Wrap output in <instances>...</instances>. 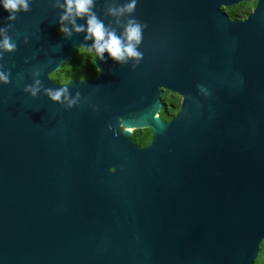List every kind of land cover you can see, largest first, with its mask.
I'll use <instances>...</instances> for the list:
<instances>
[{
    "label": "water",
    "instance_id": "water-1",
    "mask_svg": "<svg viewBox=\"0 0 264 264\" xmlns=\"http://www.w3.org/2000/svg\"><path fill=\"white\" fill-rule=\"evenodd\" d=\"M246 1L137 0L131 15L147 25L139 63L93 50L98 75L63 84L48 75L92 41L58 31L54 0H30L14 21L0 5L17 44L0 49L10 72L0 81V264H254L264 243V0L244 18L226 12ZM125 2L95 0L117 35L129 15L117 25L107 8ZM36 80L33 97L24 87ZM62 87L80 93L70 108L44 92ZM165 91L181 97L168 120ZM143 129L150 143L138 146L131 134Z\"/></svg>",
    "mask_w": 264,
    "mask_h": 264
},
{
    "label": "clouds",
    "instance_id": "clouds-1",
    "mask_svg": "<svg viewBox=\"0 0 264 264\" xmlns=\"http://www.w3.org/2000/svg\"><path fill=\"white\" fill-rule=\"evenodd\" d=\"M0 5L9 13L8 21H14L16 14L19 12L31 11L30 0H0ZM136 5L137 0H127L119 6H109L107 8V15L117 18L115 20L117 25L121 24L119 17L125 14L129 15V19L122 25L123 32L120 35H117L115 28L106 26L104 20L97 15L94 10L96 8L95 0H64L63 3H60V0H54L52 6L62 9L59 15V31L65 37H71L73 32L85 33L84 40L92 41V44L88 46V50H94L96 58L106 62L107 58L104 54L107 53L109 58L121 64H127L130 59L134 60L135 63L132 66L135 67L142 59V53L138 51V46L143 39V30L147 27L145 23L132 17L131 14L135 12ZM78 20H85L86 24L77 23ZM9 28H13V24L6 23L4 27H0V34H4L3 40L0 41V49L3 52H13L17 49V44L7 34ZM24 42H28L26 36ZM3 52H0V56L3 55ZM2 66L0 65V67ZM97 71H101L100 68ZM33 74L38 76L39 71ZM0 81L3 84L10 83V72L0 71ZM40 83V80H36L34 84H27L24 91L35 97L40 91ZM44 92L52 101L61 104L66 101V107L69 108L77 103L80 96V93L77 92L76 98L70 99L67 87L58 90L45 88Z\"/></svg>",
    "mask_w": 264,
    "mask_h": 264
},
{
    "label": "trees",
    "instance_id": "trees-1",
    "mask_svg": "<svg viewBox=\"0 0 264 264\" xmlns=\"http://www.w3.org/2000/svg\"><path fill=\"white\" fill-rule=\"evenodd\" d=\"M251 9L249 5H245L244 3H240L229 8H226V12L231 18L234 17H242L245 16ZM69 62H72L70 60ZM65 67V66H64ZM63 67V68H64ZM58 72H53V76L57 81H66L75 77H87L91 74L89 69H83L76 67H70V69H63ZM178 96L176 94L169 95L166 100H164V105L160 111V116L164 119H169L179 109ZM151 138V130L143 129V130H134L131 134V140L138 146H146L150 143ZM254 264H264V246L258 252V258L254 262Z\"/></svg>",
    "mask_w": 264,
    "mask_h": 264
},
{
    "label": "flooded vegetation",
    "instance_id": "flooded-vegetation-1",
    "mask_svg": "<svg viewBox=\"0 0 264 264\" xmlns=\"http://www.w3.org/2000/svg\"><path fill=\"white\" fill-rule=\"evenodd\" d=\"M253 9V8H252ZM59 31V29H58ZM72 62L71 64L73 65H67L63 68V64L57 71L55 72H58L59 70H62L63 69H70V67H76L77 69L79 68H83V69H89L91 71V74H89L87 77H75V78H71V79H93L95 78L97 75H98V67L95 65L94 61H93V50L92 51H89L88 48H79L77 49V51L73 54V57H72ZM49 78L59 84H63V83H66L68 82L69 80L71 79H68L66 81H57L56 78L53 76V72L50 73L49 75ZM171 94H176V93H172V92H169V91H165L162 95V99H161V102L162 104L164 105V100H166V98L171 95ZM179 98H178V103H180V99L181 97L176 94ZM163 107V106H162ZM164 119V118H163ZM168 120V119H166ZM262 246H264V243L260 246L259 250L262 249ZM258 258V257H257ZM255 262V261H254Z\"/></svg>",
    "mask_w": 264,
    "mask_h": 264
},
{
    "label": "rangeland",
    "instance_id": "rangeland-1",
    "mask_svg": "<svg viewBox=\"0 0 264 264\" xmlns=\"http://www.w3.org/2000/svg\"><path fill=\"white\" fill-rule=\"evenodd\" d=\"M245 5H249V8L252 10V8H254V6H255V0H247L246 3H245ZM245 16H246V15H245ZM245 16L238 17V18H244ZM69 61H70V60H69ZM69 61L65 62V64L63 65V67H64V66H67V65H73V64H71V62H69ZM255 261H256V260H255Z\"/></svg>",
    "mask_w": 264,
    "mask_h": 264
}]
</instances>
